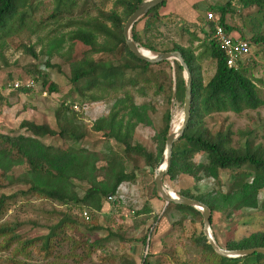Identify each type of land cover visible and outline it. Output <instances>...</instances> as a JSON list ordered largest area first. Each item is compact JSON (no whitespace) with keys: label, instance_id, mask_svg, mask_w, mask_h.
Listing matches in <instances>:
<instances>
[{"label":"trees","instance_id":"obj_1","mask_svg":"<svg viewBox=\"0 0 264 264\" xmlns=\"http://www.w3.org/2000/svg\"><path fill=\"white\" fill-rule=\"evenodd\" d=\"M142 1L116 0L113 5L114 10L100 11L95 16L83 15L76 19L71 16L78 7V0H51L53 8L51 18L68 15L63 25L70 30L60 34L59 37L50 39L46 65L49 66V61L54 55L62 57L66 44L77 41L89 48L80 59L68 63L69 82L82 97L88 90L101 91V96H89L91 102L110 97L108 112L103 118L108 128L102 135L105 139L114 141L118 148H122L121 153H106L100 159L97 153L84 148L72 145L61 148L57 145L45 144L43 142L45 138L57 137L63 142L71 140L75 143L84 137V132H76L78 130L73 125V119L67 118L65 113L62 114V118L66 119L69 126L57 130L47 124L24 120L18 126L17 134H0V184L5 181L8 185H23L26 190L20 191V195L34 196L66 207L68 211L77 209L80 214L86 208L91 212H100L103 204L109 197L115 195L122 183L134 182L136 172L134 169L127 172V163L132 164L135 159H139L146 167L152 168L158 164L164 153L171 115L167 112L163 128L154 137L156 153L149 152L134 140L136 127L139 124H150L146 113L148 106L136 105L133 95L125 88L130 86L135 89L141 80L149 83L150 80L146 78L148 71L152 67H164L168 72V102L173 97L174 102L183 108L184 79L182 67L178 62L164 61L152 65L137 59L128 50L123 37L124 24ZM234 1L242 8L254 7L259 13H264V0L226 1L216 10V14L227 32L231 29L226 25L225 18ZM39 2L34 4L33 0H0V47L10 34L28 27V23L33 21V13L37 10ZM165 2L152 8L146 16L133 25L131 37L139 49L159 52L149 40L143 39L138 30V24L143 22L142 31L145 35L150 34L152 30L158 33L157 29L163 25L164 17L159 9L165 5ZM117 7L121 8L120 12L116 10ZM180 25L184 28L187 26L184 23ZM193 27L196 31L200 28L197 25ZM185 29L184 31H188L189 34L188 46L174 44L171 48L160 50L161 52H180L191 74L189 121L181 137L172 145L169 168L163 178L167 177L168 180L173 181L180 175H187L198 183L207 178L218 180L220 172H229V186L225 193H208L202 197H197L188 191L181 194L209 208L210 225L212 214L225 207L232 211L258 209L264 212V201L260 203L259 200L260 191L264 189V146L251 148L248 144H244L239 148H233L230 146L231 132L229 130L218 129L212 133L203 125V118L212 114L228 112L241 114L264 105L257 86L245 72L249 62L253 60L248 61L245 66L230 69L226 66L223 54L211 42L209 32L204 31V37L199 38L196 31L189 32L188 28ZM202 29L200 28L201 32ZM205 29L208 30V23ZM248 41L250 44L252 41L255 45L259 43L264 45V38L261 37H254L252 40L248 38ZM194 43H198L195 48ZM250 46L252 48V44ZM195 51L199 53L195 55ZM96 55H111L112 58L95 59ZM204 57L215 61L214 74L206 84L201 81L199 66L196 62ZM33 75L36 80L43 82V89L48 94L57 92L55 84L49 81L44 83L48 79L46 73L34 70ZM81 83L82 86H80ZM162 85L156 86V92L163 91ZM19 91L29 92L30 90L21 88ZM21 131L23 133H20ZM200 154L204 155V161L196 163L194 158ZM100 161L104 163V166L98 167L97 164ZM19 166H24V172L21 175L17 177L9 175L13 168ZM249 178L251 182L247 181ZM155 190L154 185V192L157 195ZM14 197H16L15 194L0 196V217L6 211L7 201L13 200ZM169 207H173L181 215L178 224L188 217L202 218L200 211L193 207L169 204L166 210ZM53 212L61 218L48 227L47 234L22 242L11 256L2 259L0 264H27L17 257L24 256L25 248L34 245L37 241L40 243L39 249L45 253L46 257L52 255L56 249L55 243L61 241V235L65 229L77 226V220L68 213L56 210ZM213 237L216 244L227 251L264 249V231L254 232L240 240L227 241L223 245L218 243L214 233ZM146 238L145 235L142 239L143 244ZM19 241L20 237L15 234L13 225L8 222L0 223V253L8 251ZM150 241L151 239H149L148 253L143 264L155 263L152 260L154 255L150 253ZM79 243L75 245L78 246ZM192 243L200 249L204 261L210 264H264V255L260 253L236 258L216 254L207 243L203 232L194 237ZM82 244L86 248L87 255L93 246L99 247L97 242L89 244L83 241Z\"/></svg>","mask_w":264,"mask_h":264},{"label":"rangeland","instance_id":"obj_2","mask_svg":"<svg viewBox=\"0 0 264 264\" xmlns=\"http://www.w3.org/2000/svg\"><path fill=\"white\" fill-rule=\"evenodd\" d=\"M115 1L82 0L71 17L78 19L83 15L95 16L100 11L109 12L114 10ZM214 1L222 5L228 0ZM37 2L39 3L33 13V21L28 23V27L6 37L0 47V134H17L18 126L24 120L47 124L56 130L66 128L69 124L62 118V114L65 113L67 118L73 119V125L78 130L76 132H84V137L75 143L71 140L63 142L57 137L45 138L43 139L45 144H53L61 148L69 145L84 148L97 153L100 159L106 153H121L122 148H118L114 141L107 140L102 135L108 128L103 118L107 115L110 97L91 102L89 96H101V91L88 90L82 97L69 82L68 63L80 59L89 48L77 41L66 44L62 57L54 55L47 66L49 41L70 30L63 25L68 15L52 19L51 0H33L34 4ZM164 6L159 9L160 13ZM116 10L120 12L121 8L117 7ZM226 17L231 31H236L240 37H245L247 40L248 38L252 40L254 37L264 38V13H259L256 8H242L234 1ZM162 24L157 29L158 33L152 30L147 35L142 31L143 22L138 24L143 39L149 40L159 50V52L144 49L140 51L157 54L174 44L186 47L189 34L188 31H184L185 28H188L189 32L196 31L191 24L185 28L181 26L180 20L174 16H164ZM205 32L208 30L205 29ZM203 37L204 34H200V38ZM251 44L254 59L253 62H249L245 72L257 86L259 96L264 101V45L263 43L255 45L252 41ZM197 45L198 43H194L193 47ZM198 53L199 51H195V55ZM94 58L111 59L112 56L96 55ZM196 62L201 81L206 84L214 74L215 61L204 57ZM34 70L46 73L48 79L44 83L49 81L55 84L57 92L48 94L44 91L43 82L36 80L33 75ZM171 75L173 80V72ZM146 78L150 80L149 83L141 80L135 89L130 86L125 89L131 92L136 105L148 106L146 113L150 124H139L135 129L134 140L155 154L154 137L163 128L165 115L167 112L171 115L169 132H173L181 126L183 112L182 106L176 104L173 97L168 102L166 68L152 67ZM16 82L19 83L18 87L13 86ZM159 84H163V91L156 92V86ZM21 88L30 91H19ZM203 125L212 133L218 129L229 130L230 146L233 148H239L244 144H248L251 148L264 146V105L241 114L230 112L212 114L203 118ZM194 161L203 162L204 155H197ZM97 165L101 167L104 163L100 161ZM156 166L146 167L139 159H135L132 164L127 163V172L132 169L136 172L134 182H124L118 187L113 204L105 202L100 212L90 211L89 223L81 220L77 209L68 211L66 207L34 196H22L19 193L26 190L25 186L2 182L0 196L15 194L16 197L7 201L6 211L0 217V223L8 222L13 225L20 241L8 251L1 252L0 261L10 257L22 242L47 234L48 227L61 218L53 212L56 210L66 212L75 218L76 228L65 229L61 241L55 243L56 249L49 257L39 249L40 243L37 241L34 245L25 248V255L18 256L17 259L27 264H142L146 257L144 256L146 241L143 244L142 239L150 232V253L154 255L152 260L155 261L153 264H210L204 261L200 249L192 243V239L202 233V218L188 217L178 224L181 215L173 207H169L160 216L164 202L154 192L153 179ZM23 172L24 166H19L13 168L9 175L17 177ZM229 179L230 173L222 171L218 180L207 178L197 183L190 176L180 175L173 181L165 177L162 184L173 196L179 197L188 191L190 194L202 197L208 193H225ZM247 181L251 182V179ZM259 200L260 203L264 201V189L260 191ZM210 230L212 236L214 233L221 245L227 241L240 240L254 232L264 231V212L258 209L232 211L225 207L212 214ZM83 241L89 244L97 242L99 247L93 246L87 255ZM78 242L80 243L76 246L75 243Z\"/></svg>","mask_w":264,"mask_h":264},{"label":"water","instance_id":"obj_3","mask_svg":"<svg viewBox=\"0 0 264 264\" xmlns=\"http://www.w3.org/2000/svg\"><path fill=\"white\" fill-rule=\"evenodd\" d=\"M166 0H143L135 9V11L128 17L124 24L123 28V37L125 44L128 50L139 60L145 61L149 64H158L160 62L169 61L172 63L173 61L178 62V64L182 67L183 70V79H184V102H183V117L181 121V126L178 133L172 134L171 132L168 133L166 140H165V149L164 153L159 160L156 166V174L153 179V183L155 185L156 193L158 197L164 202L163 210L160 216L165 212L166 208L169 204H176L182 206H189L197 209L201 213L202 217V226H203V235L205 236L207 243L212 247L214 252L222 257L227 258H236L241 256L250 255L253 253H260L264 255V249L261 248H253V249H246V250H236V251H227L221 249L215 242L211 230H210V217L211 212L207 206L202 204L197 200H193L183 196H176L173 197L170 195L162 184V179L166 175L167 170L169 168L170 160H171V153H172V145L176 142L184 132L186 125L189 121L190 117V105H191V74L189 72V68L184 61V58L178 51L172 52H160L154 55V57H148L140 53L139 47L134 43L131 37V30L133 25L142 19L146 14L155 6L162 4ZM164 164L163 168L162 165ZM159 216V217H160ZM150 238V232L146 238L145 243V254L148 249V241ZM145 258V257H144ZM144 263V259L142 264Z\"/></svg>","mask_w":264,"mask_h":264},{"label":"built area","instance_id":"obj_4","mask_svg":"<svg viewBox=\"0 0 264 264\" xmlns=\"http://www.w3.org/2000/svg\"><path fill=\"white\" fill-rule=\"evenodd\" d=\"M205 18L208 23V32L211 42L219 49L225 58L226 66L230 69H237L245 66L248 61L254 59L251 51V44L247 39L240 36L235 37L220 24L219 17L213 12H207ZM18 87L19 83H14ZM115 196H111L106 202L113 204ZM83 222L91 220L90 211L83 209L80 213Z\"/></svg>","mask_w":264,"mask_h":264},{"label":"crops","instance_id":"obj_5","mask_svg":"<svg viewBox=\"0 0 264 264\" xmlns=\"http://www.w3.org/2000/svg\"><path fill=\"white\" fill-rule=\"evenodd\" d=\"M80 1L82 0H78V5ZM222 5H219L217 2L215 3L214 0H166L164 9L160 14L163 16H174L185 25L191 24L192 26L197 25L203 28L202 32L200 28L196 31V34L200 38V34H203L205 25L207 24L206 13L213 12L217 16L216 10ZM225 23L228 27H231L227 22V17L225 18ZM229 32L235 37L240 36L234 30H230Z\"/></svg>","mask_w":264,"mask_h":264},{"label":"bare ground","instance_id":"obj_6","mask_svg":"<svg viewBox=\"0 0 264 264\" xmlns=\"http://www.w3.org/2000/svg\"><path fill=\"white\" fill-rule=\"evenodd\" d=\"M140 53L143 54V55H145V56H148V57H154V55H155V54L150 53V52H142V51H140ZM179 129H180V127H179L176 131H173V132H171V133L176 135V134L178 133ZM163 166H164V164L162 165L161 168H163ZM170 195H171V194H170ZM172 196H173V195H172ZM173 197H176V196H173Z\"/></svg>","mask_w":264,"mask_h":264}]
</instances>
